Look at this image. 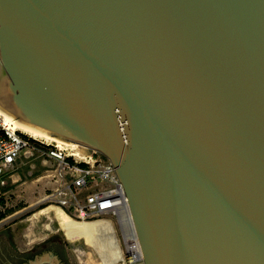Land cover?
Segmentation results:
<instances>
[{"label": "water", "instance_id": "obj_1", "mask_svg": "<svg viewBox=\"0 0 264 264\" xmlns=\"http://www.w3.org/2000/svg\"><path fill=\"white\" fill-rule=\"evenodd\" d=\"M0 113L109 160L136 264H264V0H0Z\"/></svg>", "mask_w": 264, "mask_h": 264}, {"label": "built area", "instance_id": "obj_2", "mask_svg": "<svg viewBox=\"0 0 264 264\" xmlns=\"http://www.w3.org/2000/svg\"><path fill=\"white\" fill-rule=\"evenodd\" d=\"M22 157L41 159L45 166V174L40 178L51 187L41 202L59 207L81 221L110 215L124 221L130 216L113 166L99 151L32 137L15 129L12 122L0 113V174L12 169ZM0 183L4 184L5 180L0 179ZM141 261V253L128 257L129 264Z\"/></svg>", "mask_w": 264, "mask_h": 264}, {"label": "rangeland", "instance_id": "obj_3", "mask_svg": "<svg viewBox=\"0 0 264 264\" xmlns=\"http://www.w3.org/2000/svg\"><path fill=\"white\" fill-rule=\"evenodd\" d=\"M44 167L41 159L22 157L12 169L0 174V179L5 180L4 184L0 183V197L4 198L0 213L5 215L0 219V231L9 227L15 249L25 250L57 234L70 264H129L132 250L127 238L130 227L125 218L119 221L118 216L110 215L84 220L99 222L104 228L91 242H85L81 238L68 239L65 236L54 216V209L39 213L41 209L50 207V203L41 202L51 187L44 178H40L45 174ZM72 218L81 222L74 216Z\"/></svg>", "mask_w": 264, "mask_h": 264}, {"label": "bare ground", "instance_id": "obj_4", "mask_svg": "<svg viewBox=\"0 0 264 264\" xmlns=\"http://www.w3.org/2000/svg\"><path fill=\"white\" fill-rule=\"evenodd\" d=\"M6 117V116H5ZM7 119H9L8 117H6ZM12 124L13 127L15 129H19L25 133H27L28 135L32 136V137H36V138H41V139H47V140H53V138L47 137L41 133H38L36 131L30 130L28 128L22 127L20 125H17L14 123V120L9 119ZM56 140V139H54ZM58 141V140H56ZM61 142V141H60ZM71 145L73 147H80L81 145L72 142ZM50 207H45L43 209H41L39 211V213H47V211L49 209H54V216L60 226V228L64 231L65 236L68 239H84L85 242H91L98 233L101 232V230H103L104 228L102 227L101 223H91V222H85V221H76L74 220L72 217H70L66 212H64L62 209H60L59 207H52L53 205H48ZM125 219L128 222V225L130 227V234L127 233V238H128V244L132 250L131 252V257L133 255H137L140 254L141 251L139 250L136 238H135V233H134V229L132 226V221L130 216L125 217Z\"/></svg>", "mask_w": 264, "mask_h": 264}, {"label": "trees", "instance_id": "obj_5", "mask_svg": "<svg viewBox=\"0 0 264 264\" xmlns=\"http://www.w3.org/2000/svg\"><path fill=\"white\" fill-rule=\"evenodd\" d=\"M4 203V198L0 197V205ZM5 215L3 213H0V219H2Z\"/></svg>", "mask_w": 264, "mask_h": 264}, {"label": "flooded vegetation", "instance_id": "obj_6", "mask_svg": "<svg viewBox=\"0 0 264 264\" xmlns=\"http://www.w3.org/2000/svg\"><path fill=\"white\" fill-rule=\"evenodd\" d=\"M43 242V241H42ZM41 243V242H40ZM32 247V246H31ZM31 247H28L27 249H25V250H19V252H23V251H26V250H28V249H30Z\"/></svg>", "mask_w": 264, "mask_h": 264}]
</instances>
